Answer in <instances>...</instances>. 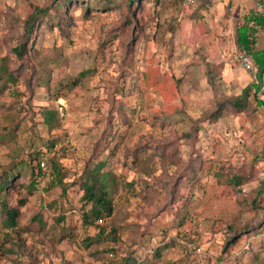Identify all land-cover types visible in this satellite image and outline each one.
I'll list each match as a JSON object with an SVG mask.
<instances>
[{
	"label": "rangeland",
	"instance_id": "374dc122",
	"mask_svg": "<svg viewBox=\"0 0 264 264\" xmlns=\"http://www.w3.org/2000/svg\"><path fill=\"white\" fill-rule=\"evenodd\" d=\"M49 1L0 0V65L2 57H8L11 67L22 66L24 73L11 89L25 91L22 101L26 104L29 97L35 107H55L57 101L64 102L57 128L50 129L38 114L30 116L24 106L16 135L1 138L0 130V170L9 164L11 156L22 154L25 159L31 150L42 149L53 135L58 137L57 145L66 147L63 142L69 139L75 148L64 156L68 167L64 182L49 190L29 193V171L21 169L24 164L18 166L21 172L4 198L12 206L24 201L19 207L18 225L24 228L19 236L24 237L25 253L12 246L11 242L17 241L6 236L7 230L0 225V264H117L130 250L143 256L150 245L164 241L168 247L148 264H201L197 256L184 252L178 240L179 229L194 236V244L206 255L205 261L223 257L229 223L243 222L252 212L244 210L235 198L222 194L226 186L218 182L215 173L238 166L244 170L256 155H261L254 171L264 178V84L257 94L262 105L251 97L249 110L235 113L226 109L217 121L200 122L196 136L184 134L191 133L195 120L212 110L217 101L238 94L256 81L255 73L231 61V47L237 44L227 20L230 15L253 10V0L229 2L223 15L217 14L218 0H197L189 6H184L182 0L174 5L170 0H138L132 5L133 17L126 7L94 8L85 15L83 0V4L69 8L70 18L62 25H40L19 65L12 48L21 41L29 6ZM239 17H235L237 22ZM256 42L264 47V29H259ZM207 68L215 75L213 84L208 82ZM11 89L0 94L1 113L3 106L11 103ZM114 92H118V98L110 109L108 101ZM85 126L91 127L90 135L80 131ZM8 138H12L8 143L11 149L1 143ZM112 140L118 145L114 153L107 149L100 156H109L110 166L118 175L130 177L131 172L122 164L130 163L129 156L136 147L149 144L150 149L158 146L157 151L162 150V155L153 156L155 163H174L177 156L179 163H198L201 159L200 180L185 192L190 199L186 206L189 217L181 226H169L167 216L158 219L163 211L160 208L169 199L165 180L171 179L161 173L150 178L162 187L156 199L147 206H132L121 212L126 223L122 221L117 242H100L87 248L84 239L95 230L80 224L81 192L74 182L84 160L95 153V144ZM256 183L251 180L243 188ZM122 201L117 199V203ZM60 214L64 215L63 226L56 224ZM39 220L44 225L40 230ZM260 240V236L250 240L252 251L247 254L236 251L237 247L230 248L229 252L236 251L238 258L231 257L229 264H264ZM244 241L243 236L238 244ZM8 247L15 250L5 251ZM111 247L115 251H110Z\"/></svg>",
	"mask_w": 264,
	"mask_h": 264
},
{
	"label": "trees",
	"instance_id": "16d2710c",
	"mask_svg": "<svg viewBox=\"0 0 264 264\" xmlns=\"http://www.w3.org/2000/svg\"><path fill=\"white\" fill-rule=\"evenodd\" d=\"M156 1L158 2V0ZM179 1L181 0H170V4L174 5ZM83 2V0H50L46 4H30L29 11L22 23L23 32L21 41L12 48L14 55L19 59L18 64H21L23 57L27 53L28 41L31 40V37H35L39 33L42 23H45L49 28L62 25L63 21L70 18L69 8L77 3L83 4ZM85 2V15H88L91 9L94 8L102 10L126 7L130 11L129 15L133 17L132 5H136L138 0H97L95 3L85 0ZM259 28L264 29V16L257 15L254 11L244 13L241 19L238 22L236 21V25L234 26L237 45L245 49L253 57L254 64L257 68L255 73L256 81L245 85L238 94L217 101L212 110L205 112L195 120L194 125L191 127L192 132L190 133L189 131L187 134H184L185 137L196 136L200 129V122H215L223 115L226 109H230L235 113H242L249 110L251 108V97L255 99L257 105L263 104L257 97L258 92L264 84V47L259 49L255 48L256 33ZM21 69L22 66L13 69L10 65V58L2 57L0 65V94L5 89H11L15 83L21 80L24 76ZM206 75L208 82L213 84L215 75L211 68H207ZM30 86L29 79L27 80L28 90L31 89ZM21 92L11 89L9 92L11 94V103L4 105L3 112H0V121L3 123L0 124V130H2L1 138L6 136L5 134L14 136L23 118L21 111L24 106L30 112V116L38 114L41 116V120L49 123L50 129L57 128L60 120L57 106L48 107L47 105H37L35 107L30 103L29 97L25 104L22 101L25 91ZM115 93L118 92H114L109 97L111 99L108 101V108L110 109L114 107L116 99L118 98ZM255 109L256 107L252 108V110ZM57 138L56 135H53L50 139H47L42 149L31 150L25 159L22 154L11 156L9 164L0 170V225L3 229L7 230L6 236L17 241V243H11L12 246H18L20 253H25L24 244L21 240L24 237L19 236L24 232V228L18 225L19 207L23 205L24 201L19 200L16 206H12L6 202L4 197L10 187L14 185L15 177L19 176L23 168L25 172L29 171V181L27 182L28 192L31 193L34 189H38L36 182V178L40 174L38 161L45 153H48V164L53 172L43 187L44 191L62 184V181L67 176V168L62 165L61 158L68 152V147L59 145L58 152L56 153L55 146L59 142ZM11 140L12 138H8L6 141H1V143H4L3 146L6 149H11V146L8 144ZM96 144L94 149L95 153L93 152V154L84 160L79 175L75 182L73 181L74 184L78 185L81 192L79 197L81 203L79 207L80 224L84 228L92 227L95 230L93 235H87L85 237V247L88 248L90 245L100 242L112 241L116 243L117 236L123 230V223H126V218L120 215L121 212H125L126 209L128 210L132 206H147L151 201L156 199L162 187H160L161 185L159 183L151 181L150 178L161 173L165 176H170L171 179L169 181L165 180V183L168 185L167 192L169 199L160 208L163 211L158 214V219L167 216L169 226H181L184 224L189 217L186 206L190 202L189 195L185 192H187L190 185H196L200 180L199 174L203 162L201 159L198 163H179L180 158L177 156L174 163H155L153 156L159 153L157 151L159 147L153 146L150 149L149 144L140 145L129 156L130 163L122 164L125 166V169L131 172L130 177H128L122 173L118 175L113 171L109 163V156L106 155L104 159L100 156L107 149L108 153L113 154L118 145L113 140ZM161 151L159 154H161ZM141 152L146 155H140ZM163 157L169 159L168 156ZM261 160V155H256L251 161V164L244 170L242 169L243 166H238L235 169H228L226 172L215 173L218 182L226 186L221 191L222 194L235 198L243 206L244 210L252 212V216L243 222L229 223V235L225 239L222 248L224 256L218 257L221 261L220 264H229L231 257H234L233 260H236L238 257L234 253H237L236 251L238 250H241L242 254L251 252L252 246L250 240L253 237L260 236L261 247L264 248V213H260V211L264 212V178L256 176L254 171V166ZM20 164H24V166L18 169ZM155 170L158 171L156 172ZM184 180H186L185 183H183ZM251 180H255L257 183L248 189H244L243 186ZM117 199H124V201L117 203ZM55 219L58 221L56 224L62 223L63 226V214L57 215ZM43 227V222H41L39 224V230L43 229ZM180 230H178V238L187 234ZM243 236L245 237V241L239 245L238 243ZM168 245L169 243L167 241L161 244L150 245L143 256L134 255L132 250H130L125 256L121 257L117 264H148L150 260L154 261L156 258H159ZM234 247H237L235 248L236 251L229 252L230 248ZM13 250L15 249L12 247H8L7 250L5 249L7 252ZM109 250L115 251V248L111 247ZM226 255L227 257L225 258ZM255 255L256 253H254Z\"/></svg>",
	"mask_w": 264,
	"mask_h": 264
},
{
	"label": "built area",
	"instance_id": "2783aa9c",
	"mask_svg": "<svg viewBox=\"0 0 264 264\" xmlns=\"http://www.w3.org/2000/svg\"><path fill=\"white\" fill-rule=\"evenodd\" d=\"M197 2V0H182V3L184 6H189ZM253 11L257 15L264 16V0H253ZM237 44V43H236ZM232 51L230 54L231 61L235 64L243 68L244 70L256 73V65L254 64V60L252 55L247 52L245 49L240 48L238 45L237 47L232 46ZM57 110L59 114H62L64 111V102L57 101ZM64 145L69 147L70 149H74L75 145L72 141L69 139H66L63 142ZM59 146V145H58ZM57 146V147H58ZM56 149V147H55ZM40 174L36 178L37 187L39 190L43 189L45 186L47 180L52 176V168L48 164V153H45L40 160L38 161ZM178 240H180L185 248L184 252H191L193 255L197 256V262H201V264H220L219 258H209L207 261L204 260L206 257L203 249L199 246H196L194 244V236L193 235H185L182 237H179ZM189 264H194V261H190Z\"/></svg>",
	"mask_w": 264,
	"mask_h": 264
},
{
	"label": "crops",
	"instance_id": "0c3cea01",
	"mask_svg": "<svg viewBox=\"0 0 264 264\" xmlns=\"http://www.w3.org/2000/svg\"><path fill=\"white\" fill-rule=\"evenodd\" d=\"M222 1H224V0H218L217 2H216V4L217 5H215V8H216V10H217V14L218 15H223L224 13H225V7L228 5V3L230 2V3H233V2H235V3H238V0H225L226 1V3H224V2H222ZM253 3V2H252ZM225 4H226V6H225ZM241 8H242V6H240ZM252 9H253V7H254V4H252ZM237 8V7H236ZM235 8V10H237ZM234 10V11H235ZM254 10V9H253ZM253 10H248V11H253ZM233 11V12H234ZM245 13V12H244ZM244 13H236L234 16L235 17H237V16H240L239 17V20L241 19V17H242V15L244 14ZM233 15H230V17L229 18H227V20H228V26H229V30H231L232 29V36H234V39H235V35H234V24L236 23V19H235V17H234ZM233 20H235V22L233 21ZM230 22V23H229ZM231 22L233 23V27H232V25H231ZM240 23H242V22H240ZM260 29V28H259ZM259 29H258V31H259ZM258 31H257V33H256V35L258 34ZM217 49H218V47H216ZM255 48L256 49H259V48H263V47H258L257 46V42L255 43ZM63 99V98H62ZM86 128H83V129H81L80 131H83L84 133H86L85 135H87V134H89L90 135V128L91 127H89V126H85ZM90 131V132H89ZM58 145H56L55 147H56V153L58 152V147H57ZM67 147V146H66ZM69 147H68V151H69ZM52 154V153H51ZM61 162H62V165L65 167V168H67L68 169V167L66 166V163L64 162V157L63 158H61ZM185 251V250H184Z\"/></svg>",
	"mask_w": 264,
	"mask_h": 264
}]
</instances>
